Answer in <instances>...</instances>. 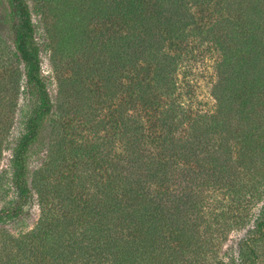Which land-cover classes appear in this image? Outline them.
I'll list each match as a JSON object with an SVG mask.
<instances>
[{"label":"trees","instance_id":"obj_1","mask_svg":"<svg viewBox=\"0 0 264 264\" xmlns=\"http://www.w3.org/2000/svg\"><path fill=\"white\" fill-rule=\"evenodd\" d=\"M56 1L68 32L59 46L83 60L56 105L27 0H8L0 18L19 63L0 68V101L22 81L30 98L0 173L13 193L0 209V264H259L264 0ZM210 50L220 53L215 104L194 110L179 74ZM51 115L68 126L75 118L73 129L85 124L92 138L67 129L32 172L29 154ZM5 130L0 122V156ZM36 202V226L10 234L5 226ZM250 222L238 257L217 258L218 239Z\"/></svg>","mask_w":264,"mask_h":264},{"label":"rangeland","instance_id":"obj_2","mask_svg":"<svg viewBox=\"0 0 264 264\" xmlns=\"http://www.w3.org/2000/svg\"><path fill=\"white\" fill-rule=\"evenodd\" d=\"M30 7L32 21L36 30V39L40 45V59L42 68V78L47 86L48 92L51 96L52 102L56 105L59 102V85H63L61 82L65 80H73L74 70L78 63L83 60L78 54L62 51L59 46V41L62 40L63 35H66V31H60L63 17V8L56 7L58 4L56 0H27ZM59 6V5H58ZM8 10V0H0V18L3 15L6 16ZM65 19H67L65 17ZM57 23V24H56ZM56 24V25H55ZM264 31H262L263 33ZM262 44L264 45V33L262 34ZM69 45V41H68ZM207 51V49H206ZM204 52L200 60H191L184 65L179 74V84L184 89V94H187L190 103L186 106H191L194 110L209 111L214 107L215 100L211 95L212 85L217 81L216 63L219 60L220 53L216 50L211 52ZM14 45L12 42V36L9 32L8 25L0 23V59H4L3 65L0 68H5V71L19 69V63L12 57ZM8 62V64H6ZM264 64V63H263ZM6 65V66H5ZM21 69V66H20ZM3 72V70H2ZM61 79V80H60ZM80 84V82H78ZM11 85V84H8ZM25 84L20 82L19 89L10 94H3L4 98L0 104V122L3 127L6 128L2 143V154L0 156V173L9 169L10 160L12 157L11 143L14 144L18 135L21 132L22 115L25 111V105L29 103L30 98L26 95ZM69 85V84H67ZM85 85V84H84ZM189 87V88H188ZM178 93H181L178 92ZM77 104H73V108L77 109ZM55 110V109H54ZM58 116L51 115L50 119L46 122L42 129L39 141L33 146L30 152V169L36 170L45 164H48L47 159L50 155V149L56 143L57 135H61L68 131L74 132L75 118L72 121V126L67 124L63 125L58 123ZM82 121V120H81ZM84 121V120H83ZM67 127V128H65ZM90 129L83 124L79 127L75 133L85 136L86 138H92V135L88 134ZM67 131V132H68ZM2 135V133L0 134ZM67 149V148H66ZM65 159L70 157L68 150L64 151ZM63 165L60 167H53L52 172L55 173L54 179L59 178V173H65ZM9 188V190H8ZM218 196V195H216ZM214 196V197H216ZM13 197L10 186L7 182H3V186L0 187V209L3 208L6 203ZM214 199H211V202ZM263 206V203L261 204ZM218 209V208H217ZM261 207L255 210L256 214ZM40 208L37 202L33 204L29 210V214L24 218V221L20 224L6 225V230L17 236V234L32 230L40 217ZM252 228V222L247 223L246 227L231 228L227 232L225 237H220L217 242V258L223 261H229L234 255L236 258L239 254V245L248 237V232ZM0 239L4 238L1 236ZM1 243V241H0ZM260 261L259 264H264V242L259 246Z\"/></svg>","mask_w":264,"mask_h":264}]
</instances>
